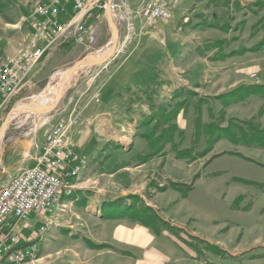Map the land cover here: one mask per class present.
Listing matches in <instances>:
<instances>
[{"label":"rangeland","instance_id":"1","mask_svg":"<svg viewBox=\"0 0 264 264\" xmlns=\"http://www.w3.org/2000/svg\"><path fill=\"white\" fill-rule=\"evenodd\" d=\"M36 1L0 0V57L15 51ZM142 1L111 8L118 41L109 62L78 68L54 109L7 122L0 185L57 120L71 123L66 136L80 134L73 148L89 159L77 199L30 239V264H264V0H153L170 15L151 26L137 13ZM85 21L91 37L45 54L0 113V127L17 103L109 44L106 8ZM131 61L138 84L122 93L127 108L138 99V110L125 106L116 124H88L100 91L91 101L88 90L106 73L130 81Z\"/></svg>","mask_w":264,"mask_h":264},{"label":"built area","instance_id":"2","mask_svg":"<svg viewBox=\"0 0 264 264\" xmlns=\"http://www.w3.org/2000/svg\"><path fill=\"white\" fill-rule=\"evenodd\" d=\"M108 1H36L29 29L21 36L15 51L0 57V113L26 83L39 60L57 43L67 39L82 42L91 37L92 30L85 17L106 8ZM137 13L143 25L151 26L168 18L170 10L163 2L144 0ZM69 124L57 120L51 125L39 152L25 155L26 163L0 185V259L5 257L12 264H30L37 253L36 243L28 239V243L21 244L12 228L6 229L7 218L18 221L31 214L64 211V203L88 163V157L76 152L73 141L66 136ZM46 228L43 225L36 229L39 237Z\"/></svg>","mask_w":264,"mask_h":264},{"label":"crops","instance_id":"3","mask_svg":"<svg viewBox=\"0 0 264 264\" xmlns=\"http://www.w3.org/2000/svg\"><path fill=\"white\" fill-rule=\"evenodd\" d=\"M113 3H114V7H115L116 0H113ZM11 50L12 49H10V53H11ZM134 56L135 55H133V57ZM135 62L136 61H131L130 62L131 67L127 66V69L124 70L125 78L130 79V81H120L119 78L116 77L114 74L106 73V76L102 77L101 80L98 82V87L94 88L95 91L92 89L88 90L89 92H88L87 96L89 97V99L91 101H92V98L94 97V93L97 92L96 90H100V91H98L99 101L97 103H94L93 101L91 102L93 106H91L90 108H93V109L90 111L91 114L85 118L87 120L88 124L97 125L98 123L99 124L102 123L104 125H107L109 123L108 118H110V120L113 119V121L115 122V123L114 122L113 123L116 124V120L118 118L117 115L120 116V114H117V113H122L125 106L127 108V101H125L126 97L122 93L124 86H126L124 84L130 82L131 87L134 83L138 84L137 78L139 77L140 72H139V70H137L138 66L135 64ZM141 73L144 74L143 71H141ZM124 101H125V104H124ZM138 108H139L138 99H136L135 101H133V100L129 101L127 109L130 110V112H133V110H138ZM118 119L122 120V117H120ZM105 122H107V123H105ZM72 134L73 133H70L68 138L70 140L73 138L72 140H74V141L80 135V134L79 135H72ZM75 136H76V139L74 138ZM38 152H39V150H36L33 153L28 152L26 155L33 156V155L37 154ZM78 153H81V152H78ZM81 154H83V153H81ZM84 155H86V154H84ZM86 156L88 157V155H86ZM88 163H89V159H88ZM88 163H87L86 167L84 168V170L80 173V175L86 170ZM80 175L78 176V178L80 177ZM76 184H77V182H76ZM73 194H74V191L72 192L70 197H68L66 199V201L64 203V205H65L64 211H67L68 208L72 205L73 201L77 199V198H74L72 200ZM64 211H62V212H64ZM59 213H61V212H59ZM59 213L44 212L40 215L31 214L27 218L21 219L18 221H15L14 218L10 217V218H7L5 227H6V229L12 228L13 233L17 234L20 237L19 242L21 244H26L25 243V242H27L26 240H28V239L30 240L31 238H33V236H35V234H37L36 229H38L40 226L46 225V227H47L46 231H48V229L51 228V226L53 224L54 218ZM26 237H27V239H26Z\"/></svg>","mask_w":264,"mask_h":264},{"label":"bare ground","instance_id":"4","mask_svg":"<svg viewBox=\"0 0 264 264\" xmlns=\"http://www.w3.org/2000/svg\"><path fill=\"white\" fill-rule=\"evenodd\" d=\"M112 6H114V3H112L111 8H113ZM110 45H111V40L109 44L107 43L103 48H101L95 54H90V55L94 57L101 55L107 51ZM83 65H86V63L81 64L78 68L82 67ZM68 69L60 71L58 73L56 82L54 84L47 85L44 91H42L37 96L33 97L28 103L25 104L17 103L15 107L11 110L8 120H10V118L14 117L17 114L19 115L20 113H31L36 111L33 110V108L37 105L48 106L51 103H53L56 100L58 93H63V90L66 88V86L68 85L71 79V75L77 70L76 69L72 73H68L67 72ZM37 111L47 112L46 110H37ZM0 140H1V134H0Z\"/></svg>","mask_w":264,"mask_h":264},{"label":"water","instance_id":"5","mask_svg":"<svg viewBox=\"0 0 264 264\" xmlns=\"http://www.w3.org/2000/svg\"><path fill=\"white\" fill-rule=\"evenodd\" d=\"M111 5H112V0L108 1V4L106 6V16H107V21L109 23V26L111 28L112 31V39H111V45L110 47L107 49V51L101 55H98L96 57L91 56L90 54H87L85 56H83L82 58H80L78 61H76L68 70V73H72L73 71H75L81 64L83 63H87V64H93V65H100V64H104L106 63L110 57L113 56L116 47H117V41H118V29L116 27V25L114 24V21L112 19V11H111ZM63 93H58V96L56 97V100L51 103L48 106H44V105H37L33 108V110H46V111H50L52 109H54L55 107H57L61 97H62ZM32 110V109H31ZM8 117L9 114L7 115V117L4 119V121L2 122V125L0 127V134L1 137L4 133V130L6 128L7 122H8Z\"/></svg>","mask_w":264,"mask_h":264}]
</instances>
